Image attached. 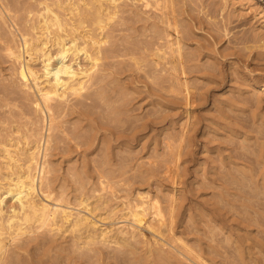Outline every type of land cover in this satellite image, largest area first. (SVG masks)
<instances>
[{"label":"rangeland","instance_id":"374dc122","mask_svg":"<svg viewBox=\"0 0 264 264\" xmlns=\"http://www.w3.org/2000/svg\"><path fill=\"white\" fill-rule=\"evenodd\" d=\"M45 1L0 0V159L4 144L47 129L7 50ZM123 1L95 80L53 103L44 188L74 208L89 199L117 228L145 194L170 231L148 230L151 213L117 244L40 229L9 244L4 264H264V0Z\"/></svg>","mask_w":264,"mask_h":264},{"label":"bare ground","instance_id":"6f19581e","mask_svg":"<svg viewBox=\"0 0 264 264\" xmlns=\"http://www.w3.org/2000/svg\"><path fill=\"white\" fill-rule=\"evenodd\" d=\"M48 1L41 3V10L38 9L35 23L30 30L24 33L21 29L23 32L21 33L22 44H16V47L14 45L7 49L10 58L14 60L13 62L19 64L17 74L24 87L30 89L29 92L34 89L37 95L35 107L37 112L43 115L41 122L44 121L47 124V129L45 133H40L39 138L35 134L30 136L31 132L29 135H23L21 139L25 142L22 146L17 142L4 144L2 147L3 155L0 159V264H4L7 260L5 258L9 252V244L13 245L25 240L27 236L34 233L37 235V230L40 229H48L47 231H52V233L55 231L58 234L70 232L74 237L84 241L82 243L85 246L96 243L111 244V242L116 243L120 239L129 240L130 237H135L137 228L142 229L148 223L146 218L149 213H151L152 219L148 220L149 224L146 226L153 234L162 236L165 233H163L164 231L161 233V228L166 226L168 230L170 229L166 223L165 212L160 201L151 200L145 194L139 193V197H136L137 199L134 201L127 200L125 204L123 203L131 225L123 221L129 226L126 227L124 224V227L122 225L119 227L117 224V228L113 225L105 227V222L103 225L99 224V218L97 219L94 214L96 209L90 207L89 199L83 198L80 200V208L78 206L74 208L72 203L57 199L52 192L45 191L44 186L50 172L48 155H50L53 139L52 133L54 129L56 130L54 127L56 111L54 112L53 103L67 104L70 98H79L87 91L100 69L102 48L108 38L106 30L109 27L107 25L111 24V20L117 18L122 2H124L123 0ZM143 1L146 6L151 5L152 1L156 2L155 5H159V0ZM176 50L180 55L179 45ZM159 51L162 52V54H158L163 59L167 53L161 49ZM82 59L85 60V63L87 62L84 66L81 64ZM176 62L178 63V61ZM39 65L40 67H38ZM9 201L12 202L11 205H8ZM174 203V199H171L170 208L172 211ZM100 220L103 222V219ZM141 229L139 230L141 231ZM140 234L142 236V233ZM163 237L164 235L162 239ZM148 243L151 242L148 241ZM152 244L155 243L152 242ZM157 250L158 248L155 252ZM162 253H164L163 250ZM162 253L160 254L162 255Z\"/></svg>","mask_w":264,"mask_h":264}]
</instances>
